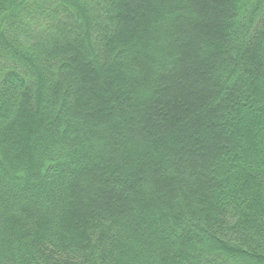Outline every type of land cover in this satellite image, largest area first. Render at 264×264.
Returning a JSON list of instances; mask_svg holds the SVG:
<instances>
[{
    "label": "trees",
    "instance_id": "16d2710c",
    "mask_svg": "<svg viewBox=\"0 0 264 264\" xmlns=\"http://www.w3.org/2000/svg\"><path fill=\"white\" fill-rule=\"evenodd\" d=\"M0 264H264V0H0Z\"/></svg>",
    "mask_w": 264,
    "mask_h": 264
}]
</instances>
